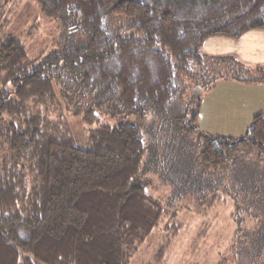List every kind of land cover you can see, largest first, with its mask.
I'll use <instances>...</instances> for the list:
<instances>
[{
	"label": "trees",
	"instance_id": "trees-1",
	"mask_svg": "<svg viewBox=\"0 0 264 264\" xmlns=\"http://www.w3.org/2000/svg\"><path fill=\"white\" fill-rule=\"evenodd\" d=\"M35 1L48 18L72 28L81 19L91 36L31 55L8 30L20 0H0V264H129L163 210L137 177L142 134L135 123H101L87 108L74 113L97 126L76 144L65 120L75 96L95 95L97 103L114 97L139 118L144 103L163 111L182 78L207 73L204 62L212 58L201 49L204 40L264 29V0ZM108 13L124 15L134 32L101 31ZM234 64L213 79L264 81L263 67ZM202 137V170L229 169L223 180L248 199V210L256 209L236 262L264 264V165L255 166L264 154V110L239 138ZM170 241L160 246L157 262Z\"/></svg>",
	"mask_w": 264,
	"mask_h": 264
},
{
	"label": "rangeland",
	"instance_id": "rangeland-1",
	"mask_svg": "<svg viewBox=\"0 0 264 264\" xmlns=\"http://www.w3.org/2000/svg\"><path fill=\"white\" fill-rule=\"evenodd\" d=\"M14 15L8 30L21 37L31 55L40 49L49 51L84 44L91 36L81 19L78 18L72 28L67 21L48 18L35 0H20ZM100 30L120 35L134 32L124 15L114 13L104 17ZM204 64L207 73L197 75L199 78L195 81L182 78L177 95L163 111L144 103L137 107V110H145L144 117L139 118L137 111L117 107L114 97L97 103L95 95L92 98L76 95L65 116L69 133L78 145L83 144L87 130L97 124L86 125L75 110L92 108L101 123L131 122L140 129L145 151L137 177L147 181L146 192L161 203L163 210L157 225L129 264H218L221 260H225V264H237L235 249L239 247L242 234L253 226L256 209L252 206L248 210V199L223 180L229 169L215 172L211 167L206 170L200 167L203 134L239 138L245 135L250 123L235 111V106L238 109L241 102L233 101L238 94L239 98L244 97L246 91L232 92L233 85L223 84L242 80L231 75L213 79L216 71L218 75L228 67L236 68L234 61L206 59ZM256 73L259 76L258 71L253 75ZM197 100L199 110L192 121L191 111ZM262 158L264 160V154ZM263 160L255 166L261 168ZM167 238L171 241L157 262L159 248Z\"/></svg>",
	"mask_w": 264,
	"mask_h": 264
},
{
	"label": "crops",
	"instance_id": "crops-1",
	"mask_svg": "<svg viewBox=\"0 0 264 264\" xmlns=\"http://www.w3.org/2000/svg\"><path fill=\"white\" fill-rule=\"evenodd\" d=\"M201 49L203 53L213 60L226 58L242 64L244 67L255 70L264 68V29H249L239 37L212 36L204 40ZM233 91L242 89L246 91L244 97L236 96L234 103L239 100L241 105L235 106V111L243 115L244 121H251L253 116L264 110V81H235L223 83ZM213 85V84H212ZM231 99L235 98L230 96ZM239 98V99H238ZM232 101V100H231ZM230 112L226 109V112Z\"/></svg>",
	"mask_w": 264,
	"mask_h": 264
}]
</instances>
